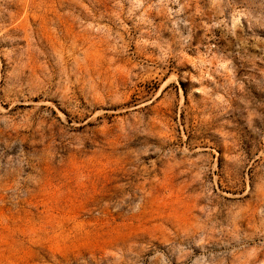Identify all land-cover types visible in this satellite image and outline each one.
Listing matches in <instances>:
<instances>
[{"label":"rangeland","instance_id":"374dc122","mask_svg":"<svg viewBox=\"0 0 264 264\" xmlns=\"http://www.w3.org/2000/svg\"><path fill=\"white\" fill-rule=\"evenodd\" d=\"M0 264H264V0H0Z\"/></svg>","mask_w":264,"mask_h":264}]
</instances>
